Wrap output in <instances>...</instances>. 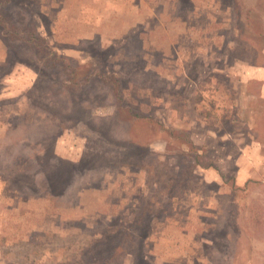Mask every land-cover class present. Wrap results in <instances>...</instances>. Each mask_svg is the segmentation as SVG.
Wrapping results in <instances>:
<instances>
[{
    "label": "rangeland",
    "instance_id": "obj_1",
    "mask_svg": "<svg viewBox=\"0 0 264 264\" xmlns=\"http://www.w3.org/2000/svg\"><path fill=\"white\" fill-rule=\"evenodd\" d=\"M8 9L50 50L0 29V264H264V160L240 159L263 133L242 74L264 0ZM58 58L118 82L54 78Z\"/></svg>",
    "mask_w": 264,
    "mask_h": 264
},
{
    "label": "trees",
    "instance_id": "obj_2",
    "mask_svg": "<svg viewBox=\"0 0 264 264\" xmlns=\"http://www.w3.org/2000/svg\"><path fill=\"white\" fill-rule=\"evenodd\" d=\"M0 29L2 33L9 38L23 40L37 49L38 52H43L42 54L49 53L50 48L44 43L43 38L37 34L34 23L31 21L19 23L12 9H8V0H0ZM39 57L43 58L42 56ZM60 62L61 63L56 66L57 72L55 71L52 75L54 78H58L57 76L61 75V71H63L64 76H67L71 83L75 85L86 84L91 82V80H93V82L99 80L109 85H114L118 82V78H116L114 74L94 71L93 74L96 75V77L92 79L93 77L89 73L91 70L90 68L80 69L75 68V66L73 67L70 63H65L61 60ZM109 239V236L106 235L103 240L100 239V243L103 244V248L106 249V251L104 250L105 255L109 254L113 256L114 250L119 242L116 243L114 240Z\"/></svg>",
    "mask_w": 264,
    "mask_h": 264
},
{
    "label": "crops",
    "instance_id": "obj_3",
    "mask_svg": "<svg viewBox=\"0 0 264 264\" xmlns=\"http://www.w3.org/2000/svg\"><path fill=\"white\" fill-rule=\"evenodd\" d=\"M250 68H245L246 72L242 74V80L246 84L255 83L258 92L256 96H253V94H250L249 96L251 98L264 99V66H250ZM262 128H264V124L259 125V130L264 133V130H262ZM263 133L261 134L260 131H257V133H255V138L251 142L244 144V150L241 154L240 159L244 162L245 166L249 163V171L251 170L250 162H261L262 160H264Z\"/></svg>",
    "mask_w": 264,
    "mask_h": 264
}]
</instances>
